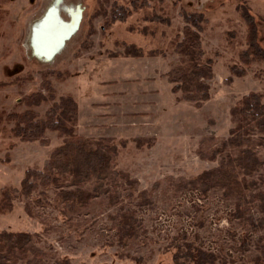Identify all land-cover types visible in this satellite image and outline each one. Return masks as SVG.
<instances>
[{"label": "rangeland", "instance_id": "374dc122", "mask_svg": "<svg viewBox=\"0 0 264 264\" xmlns=\"http://www.w3.org/2000/svg\"><path fill=\"white\" fill-rule=\"evenodd\" d=\"M55 1L0 0V204L4 189L20 190L27 171L43 170L66 139L48 131L42 140L23 142L13 115L34 110L44 118L54 102L71 97L78 109L75 134L92 143L110 140L118 153L107 178L80 186L93 193L85 203L66 208L54 185H40L28 197L13 193L12 209L0 211V233L32 234L44 252L42 264H196L188 245L213 254V264H264V230L247 220L264 217L254 197L264 192V136L251 144L262 165L246 177L244 196L207 189L198 178L228 153L236 155L237 149L219 150L243 97L257 92L264 103V0H64L83 8L80 29L63 53L46 61L32 52V24ZM246 11L257 27L258 59L248 50ZM184 12L208 19L201 39L214 76L210 98L200 106L174 92L168 75L180 64L175 48L184 39ZM130 45L144 56L129 55ZM159 56L166 60L151 69L168 72L138 75L141 63ZM153 76L161 89L141 95ZM108 83L117 94L110 95V121L99 103ZM39 92H52L55 100L29 107Z\"/></svg>", "mask_w": 264, "mask_h": 264}, {"label": "trees", "instance_id": "16d2710c", "mask_svg": "<svg viewBox=\"0 0 264 264\" xmlns=\"http://www.w3.org/2000/svg\"><path fill=\"white\" fill-rule=\"evenodd\" d=\"M130 14L131 12H127L118 17L124 20ZM183 16L187 22L184 39L175 48V52L181 56L180 64L173 67L168 75L170 81L174 83V92H181L185 101L200 106L210 98L209 81L214 76V61L206 58L201 39V33L208 19L203 14L194 15L187 12H184ZM244 18L249 28L248 50L252 57L258 59L262 54L256 44V24L253 16L247 11L244 13ZM127 52L132 56H144V51L136 49L133 45L127 46ZM149 54L158 56L164 53L151 51ZM238 74L244 75L245 71ZM50 100H55L52 92L49 97L39 92L34 94L27 104L29 107L40 106L42 102ZM232 114L236 119V126L231 130V136L222 142L219 152L223 154L225 150L237 149L236 155L232 156L228 153L218 167L204 171L198 178L204 179L203 185L207 186V189L211 186H221L228 192L238 190L244 196L245 190H248L244 187L247 184L246 177L253 175L262 165L256 151L251 147L257 134L264 136V103L261 94L251 92L245 95L240 105L232 110ZM13 117L22 124L18 122L15 133L23 142L42 140L48 131L58 132L66 136V139L63 145L53 151L43 170L27 171L20 190L6 188L2 191L0 211L12 209L13 193L28 197L40 185H54L60 188L59 195L65 201L66 208L85 203L93 197V193L82 190L80 186L94 180L102 182L112 172L118 147L109 145L110 140L92 143L75 134L78 109L77 103L71 97H63L59 102H54L44 118L34 110H27L22 115H13ZM198 178L194 182H197ZM63 184L74 188L64 190ZM257 196L260 201L259 208L264 213V192L254 194V197ZM239 215L242 216V213ZM247 220L252 228L264 230V217L251 216ZM33 240L34 236L30 233L1 232L0 264H42L44 252L34 245ZM188 247L187 255L194 259L196 264L215 262L213 254L193 251L191 246Z\"/></svg>", "mask_w": 264, "mask_h": 264}, {"label": "water", "instance_id": "95a60500", "mask_svg": "<svg viewBox=\"0 0 264 264\" xmlns=\"http://www.w3.org/2000/svg\"><path fill=\"white\" fill-rule=\"evenodd\" d=\"M59 1H61V0H59ZM63 4H64L63 1H61L58 5H57V3H55L52 7H50L47 10L45 15L39 21L35 22V24H34V29H33L32 38H31L32 47H33L32 52L36 57H38L40 59H45L46 61H52L57 55H59L65 49L67 42L74 35H76L80 29V25H81V21H82V17H83V8L80 5L77 6V12L71 13L69 15L71 17V19H70V21H68V20H65L61 16L60 7ZM58 6H60V7H58ZM63 9H65L67 11V8L65 6ZM50 18H53V20L57 22V24H58L57 26H61L66 31L61 36L58 35L56 41L53 42L52 45H50V47L49 46L47 47L48 48L47 52H44L43 50H39L38 42L35 43L36 31H37L36 29L41 24L46 25V23H48L47 22L48 19H50ZM41 33L44 36L45 31H42ZM46 38H47V36L43 37V39H41V41H39V44L45 40L49 41L50 38H48V39H46ZM36 41H37V39H36Z\"/></svg>", "mask_w": 264, "mask_h": 264}, {"label": "bare ground", "instance_id": "6f19581e", "mask_svg": "<svg viewBox=\"0 0 264 264\" xmlns=\"http://www.w3.org/2000/svg\"><path fill=\"white\" fill-rule=\"evenodd\" d=\"M61 1H63V5H61V7L60 6H58V7H60V10H61V16H62V14H63V12H68L67 14L68 15H70L71 13H76L77 12V5H69V4H67L64 0H61ZM61 1H59V0H56L55 2H54V4L55 3H57V5L61 2ZM59 2V3H58ZM54 4H52L51 5V7L54 5ZM64 6L67 8V11L65 10V9H63L64 8ZM63 17V16H62ZM64 18V17H63ZM70 19H71V17H69V19H68V21H70ZM40 20V19H39ZM38 20V21H39ZM37 22V21H36ZM48 23H46V25L45 24H41L40 26H38L37 27V31H36V39H37V41H36V39H35V43H37L38 42V45H39V50H43L44 52H47V50H48V46L50 47V45H52V43L53 42H55L56 41V39H57V36L58 35H62L66 30H64L61 26H57L58 24H57V22L56 21H54L53 20V18H50V19H48V21H47ZM34 24L35 23H33L32 24V31H31V38H32V33H33V29H34ZM42 31H45V33H44V36L42 35ZM48 33V34H47ZM46 34V35H45ZM45 36H47V38L46 39H48V38H50L49 39V41H42V43H40L39 44V41H41V39H43V37H45ZM53 40V41H52ZM30 46H31V49L33 48L32 47V42L30 43ZM64 52V51H63ZM63 52H61V53H63ZM60 53V54H61ZM56 58V57H55ZM54 58V59H55ZM53 59V60H54ZM45 60V59H44ZM52 60V61H53Z\"/></svg>", "mask_w": 264, "mask_h": 264}, {"label": "crops", "instance_id": "0c3cea01", "mask_svg": "<svg viewBox=\"0 0 264 264\" xmlns=\"http://www.w3.org/2000/svg\"><path fill=\"white\" fill-rule=\"evenodd\" d=\"M145 58L146 57H143V58H139L140 60H145ZM166 60L164 57H149L148 58V60H149V62H150V64L149 65H147L146 64V62L145 63H141L140 65H142V67L141 68H144V71L143 72H138L139 74L138 75H147L148 73L150 74V75H152L153 73H155L154 74V76L155 75H162L163 73H162V71H164L165 73L166 72H168L169 71V69H167V68H163V70L162 71H159V70H157V69H151V68H153L152 66L154 65V63L153 62H155V61H159V60ZM130 60V59H129ZM167 67H169V66H167ZM167 69V70H166ZM149 70V71H148ZM158 71V72H157ZM107 73L108 74H110V69L107 71ZM135 74V73H134ZM154 76H153V78H154ZM151 77V76H150ZM156 79L154 78V81H147V83L148 84H150V85H148L146 82H145V84H147L148 86V90L149 91H144V92H142V93H140L141 95H146L147 96V94H151L153 91H156L157 89H161V88H159V85H156V82H157V80L155 81ZM161 79H159V81H160ZM102 88H104L102 91H101V95H103V97H102V99H104V100H102V101H99V103H101V104H103V105H105V106H103V107H105V109H104V111H105V113H106V115H107V119H109L108 121H110V95L111 94H113V95H117V94H115L114 93V91H110V83H108V84H105V87H104V85H103V87ZM153 90V91H152ZM121 94H122V96H124L123 95V93L122 92H120ZM158 95H159V93H158ZM118 96H120V95H118ZM131 96V95H130ZM114 97V96H113ZM113 102H111V104H112ZM92 113V112H91ZM93 114H94V117H95V112L93 111ZM91 117V116H90ZM96 118V117H95Z\"/></svg>", "mask_w": 264, "mask_h": 264}]
</instances>
